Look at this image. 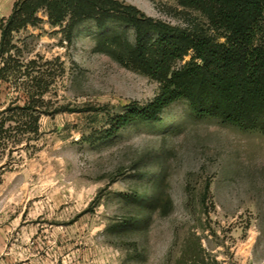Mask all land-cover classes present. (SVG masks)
<instances>
[{"label":"rangeland","instance_id":"1","mask_svg":"<svg viewBox=\"0 0 264 264\" xmlns=\"http://www.w3.org/2000/svg\"><path fill=\"white\" fill-rule=\"evenodd\" d=\"M17 1L0 0V38ZM113 1L167 28L212 33L208 15L221 6ZM78 2L90 17L57 24V12L40 9L12 34V69L0 57V114L34 108L14 112L0 137L1 264H264V130L201 118L187 98L158 120L112 127L159 96L193 52L156 75L138 59L132 24L101 0ZM142 32L158 63L159 32ZM30 124L33 133L16 132Z\"/></svg>","mask_w":264,"mask_h":264},{"label":"trees","instance_id":"2","mask_svg":"<svg viewBox=\"0 0 264 264\" xmlns=\"http://www.w3.org/2000/svg\"><path fill=\"white\" fill-rule=\"evenodd\" d=\"M101 1L107 13L121 16L135 27L138 59L156 75L165 76L164 66L170 63L169 59H181L190 50L193 52L190 60L174 70L169 80L164 81L165 85L159 96L146 107L117 114L111 119L112 127L121 129L135 121L158 120L164 108L187 98L195 114L201 118H215L244 130H264V0H221L218 10L211 11L208 15L213 33L200 28H167L139 18L131 8L113 0ZM77 2L78 0L17 1L8 21L1 26L2 70L11 67L12 58L9 53L13 32L17 33L37 21L36 14L40 9L57 12V24H61L67 15H70L72 23H75L76 16L90 17L92 6H71ZM144 29L159 32L160 45L164 48L163 57H159L162 61H156L159 64H154L152 58L146 56L145 44L142 42ZM167 34L172 40L165 38ZM39 90L28 91L29 102L35 99L38 101L44 95V91L41 88ZM29 104L23 108L6 109L0 114V118L5 114L9 116L0 121V137L8 134L4 130L6 121L19 115L14 112L34 110ZM31 126L32 124L16 132L33 133L35 129ZM141 204L151 207V202Z\"/></svg>","mask_w":264,"mask_h":264},{"label":"crops","instance_id":"3","mask_svg":"<svg viewBox=\"0 0 264 264\" xmlns=\"http://www.w3.org/2000/svg\"><path fill=\"white\" fill-rule=\"evenodd\" d=\"M7 249V234L6 230L0 227V264L3 261Z\"/></svg>","mask_w":264,"mask_h":264}]
</instances>
